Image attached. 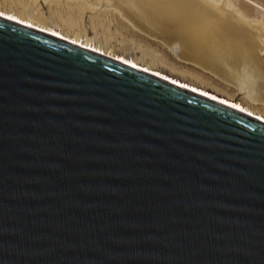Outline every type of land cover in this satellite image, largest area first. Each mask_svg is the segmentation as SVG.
Here are the masks:
<instances>
[{"label":"water","instance_id":"95a60500","mask_svg":"<svg viewBox=\"0 0 264 264\" xmlns=\"http://www.w3.org/2000/svg\"><path fill=\"white\" fill-rule=\"evenodd\" d=\"M0 264H264V121L0 16Z\"/></svg>","mask_w":264,"mask_h":264},{"label":"bare ground","instance_id":"6f19581e","mask_svg":"<svg viewBox=\"0 0 264 264\" xmlns=\"http://www.w3.org/2000/svg\"><path fill=\"white\" fill-rule=\"evenodd\" d=\"M0 16L264 121V5L258 0H0ZM127 40L139 56L112 46L113 41L124 46ZM157 63L191 77L181 78ZM203 79L234 92L207 86Z\"/></svg>","mask_w":264,"mask_h":264},{"label":"rangeland","instance_id":"374dc122","mask_svg":"<svg viewBox=\"0 0 264 264\" xmlns=\"http://www.w3.org/2000/svg\"><path fill=\"white\" fill-rule=\"evenodd\" d=\"M261 4H263L264 5V0H258ZM129 38V37H128ZM152 41V40H151ZM115 41H113L112 42V46H114L113 48L116 50V51H119V52H124V53H126V54H133V55H135V54H137L138 56L140 55V52H135L134 51V48L132 47V49H131V45H132V43L130 42V41H128L127 40V42H126V44L124 45V46H121V45H119V44H117L116 42L114 43ZM152 42H154V45L156 44V45H160L156 40H153ZM157 42V43H156ZM110 44V43H109ZM117 44V45H116ZM119 45V46H118ZM130 45V46H129ZM161 46V45H160ZM126 47V48H125ZM162 47V46H161ZM145 60H147V61H150L151 60V57L150 56H147V57H145ZM157 65L158 66H160L162 69H164L165 71H167V72H170V73H173L174 75H178L179 77H181V78H190L191 76L187 73V74H184V73H182L179 69H177L178 70V72H177V70H175V71H171V68H169V67H166L165 65H162V64H160V63H157ZM205 79H203V83L205 84V85H207V86H210V87H212V85H213V87H215V88H220V90L221 91H223V92H228V93H233L234 91L232 90L231 91V89L230 90H228V89H226V88H224L223 87V85L222 84H219V83H217L216 81H214V83H213V81L212 80H208V79H206L205 81H204ZM208 80V81H207ZM211 81V82H210ZM209 83H210V85H209ZM217 83V84H216ZM215 85V86H214ZM222 85V86H221ZM243 94H240L239 96H242Z\"/></svg>","mask_w":264,"mask_h":264}]
</instances>
